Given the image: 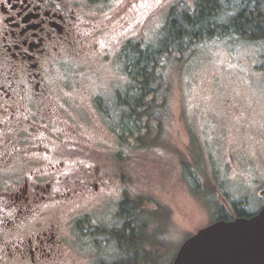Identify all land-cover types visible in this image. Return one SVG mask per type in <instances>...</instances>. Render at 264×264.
I'll return each mask as SVG.
<instances>
[{
    "label": "rangeland",
    "instance_id": "374dc122",
    "mask_svg": "<svg viewBox=\"0 0 264 264\" xmlns=\"http://www.w3.org/2000/svg\"><path fill=\"white\" fill-rule=\"evenodd\" d=\"M160 1L148 0L146 9ZM222 3L219 21L225 22L240 9L241 0ZM193 6L194 0L167 2L137 39L143 46L156 45L169 11ZM263 50V43L242 37H215L198 43L180 62H168L167 113L157 140L151 133L147 144L116 143L108 133V116L97 119L95 135L105 147L107 162L116 148L117 167L112 172L105 165L99 190L60 213L67 223L65 264L114 259V242L93 232L121 225L118 211L124 200L148 201L150 208L159 210L155 229L167 251L162 264L169 263L185 239L217 221L219 210L232 214V204L237 203L239 209L257 213L264 203ZM113 60L72 70L73 82L98 92L112 115L118 109L116 93L128 84L120 54ZM184 163L193 177L183 172Z\"/></svg>",
    "mask_w": 264,
    "mask_h": 264
},
{
    "label": "flooded vegetation",
    "instance_id": "af4514ba",
    "mask_svg": "<svg viewBox=\"0 0 264 264\" xmlns=\"http://www.w3.org/2000/svg\"><path fill=\"white\" fill-rule=\"evenodd\" d=\"M147 1L0 0V264L66 263L60 213L99 190L105 165L117 167L116 148L107 162L95 135L97 119L108 116L116 143L133 140L117 128L126 89L109 114L72 70L143 46L137 37L171 0L151 10Z\"/></svg>",
    "mask_w": 264,
    "mask_h": 264
},
{
    "label": "trees",
    "instance_id": "16d2710c",
    "mask_svg": "<svg viewBox=\"0 0 264 264\" xmlns=\"http://www.w3.org/2000/svg\"><path fill=\"white\" fill-rule=\"evenodd\" d=\"M224 9L222 0H194L191 10L173 8L156 45L140 46L133 43L123 48L120 57L129 83L122 94L124 104L117 121L121 135L131 131L132 142L138 145L149 143L145 138L151 133L154 134L153 140L162 136V123L167 113L164 72L168 62H180L184 53L198 43L215 37L238 36L264 44V0H241L237 13L227 21L220 22L219 17ZM261 57L264 59V52ZM261 68L264 70V64ZM127 142L121 139V143ZM183 170L193 177V171L186 163L183 164ZM149 206L148 201L140 199L131 202L124 200L118 211L121 225L102 231L97 228L98 231L93 232L115 244L114 259L101 260L98 264L163 263L161 257L167 251L155 229V224L158 226L160 221V212ZM238 206L240 204H232V214L219 210L216 220L229 221L250 216ZM175 254L168 264L172 263Z\"/></svg>",
    "mask_w": 264,
    "mask_h": 264
},
{
    "label": "water",
    "instance_id": "95a60500",
    "mask_svg": "<svg viewBox=\"0 0 264 264\" xmlns=\"http://www.w3.org/2000/svg\"><path fill=\"white\" fill-rule=\"evenodd\" d=\"M171 264H264V206L249 218L218 220L198 230Z\"/></svg>",
    "mask_w": 264,
    "mask_h": 264
}]
</instances>
